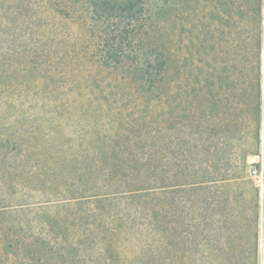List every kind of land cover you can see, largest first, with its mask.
<instances>
[{
	"label": "trees",
	"instance_id": "16d2710c",
	"mask_svg": "<svg viewBox=\"0 0 264 264\" xmlns=\"http://www.w3.org/2000/svg\"><path fill=\"white\" fill-rule=\"evenodd\" d=\"M216 1L214 15L227 17L225 24L202 27L214 37L222 30L217 57L231 68L245 51L255 61L264 0ZM149 8L147 0H0V261L149 264L171 257L162 250H197L237 235L244 214L212 195L218 182L194 166L172 174L167 120L154 104H163L162 116L174 98L182 107L183 56L154 31ZM199 27L191 23L185 54L194 132L218 116L200 107L215 103L217 92L199 77L206 48ZM253 113L259 141V100ZM216 230L224 234H210ZM139 247L142 258L125 251Z\"/></svg>",
	"mask_w": 264,
	"mask_h": 264
},
{
	"label": "rangeland",
	"instance_id": "374dc122",
	"mask_svg": "<svg viewBox=\"0 0 264 264\" xmlns=\"http://www.w3.org/2000/svg\"><path fill=\"white\" fill-rule=\"evenodd\" d=\"M147 2L150 6L152 20L157 23L153 25L154 31L163 40H166L167 45H178L183 56V67L180 70L181 86H183L180 89V97L183 99L182 107L178 97L174 98L168 104L167 115L162 116L160 112L163 104L157 101L154 104L159 120L162 123L164 117L167 120L163 123L166 128L164 131L170 136V156L173 155L176 160L172 165V174L187 173L189 170H193L192 166L198 169L200 174L207 172L213 180L218 182L214 184L212 195L215 194L224 199L230 198L234 202V210H240L244 214V218L239 220V231L237 235L232 236L231 241L216 242L215 240L209 246L202 244L197 250L183 245L180 252L176 251L178 246L176 249L172 248L171 253L162 250L164 255H171V257L153 259L149 264H254L255 261L257 264H264V20L262 48L259 57L253 61L252 53L249 58L248 52L245 51L241 65L231 68L223 58L217 57L225 46L224 40H222L224 36L222 30L216 31L214 37L212 32H206V29L202 27L210 23L214 28L225 24L223 21L227 17L222 20V17L214 15L216 14V0H147ZM161 7L166 12L164 16H159ZM195 9L197 10L196 14L193 11ZM192 22L200 25L202 47H206L205 50L203 49L205 54L199 77L204 78L202 83L205 88L207 87V92L210 87L214 88V92H217L212 98L215 103L208 101L205 104L203 102L200 107L201 110L207 108L209 112L219 116L210 117L208 122L211 125L218 122L217 125L220 128L217 130H211L210 124H207V131H205L206 128L202 131L196 127L193 129L196 131L194 132L187 127L188 122L193 121L189 105V90L193 73L190 71V61L188 63V58L185 55L191 46V35L195 32L190 30ZM199 58L201 59V57ZM254 65L257 66L254 67ZM228 70L232 73L231 77H227L229 73L226 71ZM177 74L176 69H173L172 77L177 78ZM176 92L178 93V90ZM256 100H259V141L257 137L258 119L253 113ZM199 113L198 116L201 115ZM229 113L233 130L230 126L228 127L229 121L226 119ZM233 120H235L234 123ZM158 127L157 130H159ZM225 129L231 131L225 132ZM161 134L162 132H157L158 138L155 140V150L159 151V154L162 151V138L159 137ZM196 144L199 146L196 147ZM202 144L204 145L200 146ZM191 147L192 152H190ZM176 195L177 193L173 192L172 199H175ZM256 209L259 212L257 257L253 249V234L256 225L254 226V222H252ZM220 233L219 230L210 232L213 236H219ZM223 234L222 232L219 237ZM125 251L134 253L136 258L139 255L142 258L143 251L140 247L137 249L127 248ZM142 260L138 259L133 261L134 263L125 260L106 262L98 258L87 260V262L83 261L80 264H143ZM0 264L38 263L31 259L12 258L0 261ZM58 264L79 263L60 262Z\"/></svg>",
	"mask_w": 264,
	"mask_h": 264
}]
</instances>
